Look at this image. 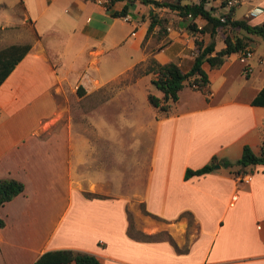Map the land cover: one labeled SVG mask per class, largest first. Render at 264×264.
<instances>
[{
	"label": "crops",
	"instance_id": "crops-1",
	"mask_svg": "<svg viewBox=\"0 0 264 264\" xmlns=\"http://www.w3.org/2000/svg\"><path fill=\"white\" fill-rule=\"evenodd\" d=\"M105 1L0 0L4 46L29 44L0 82V178L23 184L0 204V264H33L64 248L101 264H264V164L238 169L250 173L246 182L234 164L183 177L211 155L232 161L242 145L257 153L264 142V106L250 103L264 85V51L254 55L250 44L264 37L234 28L250 70L241 72L239 52L217 67L203 61L205 90L185 81L158 111L146 98L161 96L150 91L152 72L134 77L150 81L120 76L148 57L186 70L210 24L170 14L145 34L148 10L160 17L165 6L134 0L128 16H111L123 2ZM252 6L264 10V0ZM228 32L215 27L213 51ZM122 52L123 64L97 74L104 56Z\"/></svg>",
	"mask_w": 264,
	"mask_h": 264
},
{
	"label": "trees",
	"instance_id": "trees-1",
	"mask_svg": "<svg viewBox=\"0 0 264 264\" xmlns=\"http://www.w3.org/2000/svg\"><path fill=\"white\" fill-rule=\"evenodd\" d=\"M114 1H122L123 3L119 9L110 11L111 16H124L125 14L130 13L134 7V0H106L104 3L105 8H109ZM139 1L143 4H149L154 7L165 6L171 9H176L179 15L185 16L189 13L190 17L199 16L205 18L210 24V39L203 46H201L200 40H194L197 46V52L186 70H181L173 61L159 63L152 57L146 59L145 68H143L142 72H152L154 76L151 78V82L161 91V96L147 92L146 98L147 101L158 111H166L169 109L170 105L176 100L177 92L185 81L194 89L205 90L208 78L206 72L201 67L203 61H206L210 67H217L223 62L224 57L229 53L246 50L245 47L247 41L245 36L237 34L234 31V28H239L246 33L264 37V13L258 23L249 24L244 18L232 17L234 12L233 5H230L227 10L220 15H215V13H213V7H206L205 5L209 0H197L195 2H181L180 0H176L175 2H168L165 0ZM221 2L222 4L225 3L223 0ZM220 16L223 17L222 20L219 19ZM163 21H165V18L158 17L155 11L149 9L145 34H147L155 24H158L159 28L162 27ZM189 26L192 27L193 24L190 23ZM216 26H227L230 32L224 34L222 39L223 46L213 51V35ZM28 47L29 44L26 42L22 44H9L0 48V82L26 52ZM250 103L264 106V85L261 86L251 98ZM216 162L222 166L237 165L238 168L233 172L234 175L238 173V169H242L245 166L255 163L264 164V142L260 145L257 153L253 152L247 144L242 145L240 155L234 161H229L225 158L217 159L215 155H211L208 161L198 167H186L184 169L183 177L187 178L191 175H200L209 172L214 168ZM22 188V182L15 178H0V204L20 192ZM141 208L144 213L156 217V215L146 211L142 205ZM2 224L3 221L0 219V226ZM64 263L101 264L91 253L65 248L43 251L33 262V264Z\"/></svg>",
	"mask_w": 264,
	"mask_h": 264
},
{
	"label": "rangeland",
	"instance_id": "rangeland-1",
	"mask_svg": "<svg viewBox=\"0 0 264 264\" xmlns=\"http://www.w3.org/2000/svg\"><path fill=\"white\" fill-rule=\"evenodd\" d=\"M9 1V0H8ZM168 2H175L176 0H167ZM180 1H186V0H180ZM190 1H197V0H190ZM222 0H209L205 3L206 7H213V13H215V15H220L222 12L221 9H219L218 7L222 6ZM224 2L226 0H223ZM254 0H239V3H233L231 5L234 6V16L235 18H240V17H244L245 19H247L245 16H243V13L246 11L247 7L249 6V4L251 2H253ZM14 11L17 12L18 11V4L15 5L14 7ZM177 15V11L175 9H171L168 7H165V14H161L160 17L166 16V15ZM249 21V19H247ZM8 29H11V27H9ZM14 30V28H12ZM9 31V30H8ZM15 31V30H14ZM240 31L242 34L245 32L244 30H238ZM1 32V30H0ZM28 32V31H26ZM255 37V36H254ZM11 39H0V48L2 46H4V44L10 42ZM251 47H253V53L258 54L262 51H264V39L262 38H258V40L254 43L252 42ZM128 53L127 52H122V53H118V57H114L112 58V60H110L109 56H104V59L101 60V63L99 64V70L97 71V74L99 72V74H105V72H110L111 70H113V66L115 65H119V64H123V59L124 57H127ZM130 56V54H129ZM145 63H139L137 64L135 67H133L130 71H127L125 74H122V76H120V78H122V81H150L149 77L147 75L141 76L139 77V79H134V77L142 74V70L143 68H145ZM140 72V73H139ZM131 79V80H130ZM150 91L153 92L155 88V86L153 84H150ZM236 158L231 159L232 161H234ZM215 165V164H214ZM228 169V168H227ZM243 187H246V184H242ZM158 237H164L163 233H160L158 235Z\"/></svg>",
	"mask_w": 264,
	"mask_h": 264
},
{
	"label": "built area",
	"instance_id": "built-area-1",
	"mask_svg": "<svg viewBox=\"0 0 264 264\" xmlns=\"http://www.w3.org/2000/svg\"><path fill=\"white\" fill-rule=\"evenodd\" d=\"M235 1L234 0H226L224 5L229 7L231 4H233ZM258 13H264V10L260 7H256V6H252L250 8L247 9L246 13H245V16H249V15H255V14H258ZM125 16H128V14H125ZM186 16L190 17L189 13L186 14ZM220 20L223 19L222 16L219 17ZM199 27V26H198ZM250 54V52L248 50H245V51H240L239 52V56H238V59L243 62L244 64L242 65V68H241V72L246 74L249 70H250V67L248 64L245 63V58L246 56H248ZM234 177L238 180V181H248L250 179V173L249 172H239V173H236L234 175ZM64 264H68V263H64Z\"/></svg>",
	"mask_w": 264,
	"mask_h": 264
},
{
	"label": "water",
	"instance_id": "water-1",
	"mask_svg": "<svg viewBox=\"0 0 264 264\" xmlns=\"http://www.w3.org/2000/svg\"><path fill=\"white\" fill-rule=\"evenodd\" d=\"M215 166H218V163H215Z\"/></svg>",
	"mask_w": 264,
	"mask_h": 264
}]
</instances>
